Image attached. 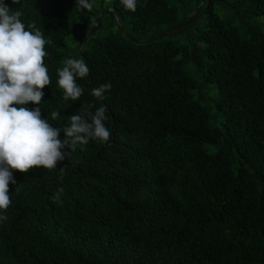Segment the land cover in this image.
<instances>
[{"label":"trees","instance_id":"obj_1","mask_svg":"<svg viewBox=\"0 0 264 264\" xmlns=\"http://www.w3.org/2000/svg\"><path fill=\"white\" fill-rule=\"evenodd\" d=\"M5 3L50 41L41 118L63 127L111 88L106 143L13 171L0 264H264V0ZM68 58L89 69L76 102Z\"/></svg>","mask_w":264,"mask_h":264},{"label":"clouds","instance_id":"obj_2","mask_svg":"<svg viewBox=\"0 0 264 264\" xmlns=\"http://www.w3.org/2000/svg\"><path fill=\"white\" fill-rule=\"evenodd\" d=\"M13 5L22 6V0H11ZM122 8L134 12L139 0H119ZM80 10H89L91 0H75ZM19 7L10 8L0 0V223L7 220L5 212L10 205L8 185H15L13 171L27 173L29 170L59 169L57 163L71 152L84 147L89 141L104 144L109 140L110 130L106 126L104 93L110 83L91 89V96L101 101L90 111L80 105L78 111L67 117V124L54 127L49 119L55 120L56 110L41 118L42 89L50 83L44 57V46L50 43L34 25L27 27L21 21ZM94 26L89 21L88 26ZM89 74L87 65L79 58L64 60L57 68L56 86L63 101L76 102L84 93L78 81ZM29 102L33 107L29 108ZM63 133V138H58ZM58 188L53 199L62 193Z\"/></svg>","mask_w":264,"mask_h":264}]
</instances>
